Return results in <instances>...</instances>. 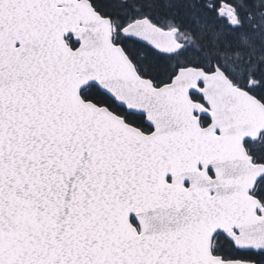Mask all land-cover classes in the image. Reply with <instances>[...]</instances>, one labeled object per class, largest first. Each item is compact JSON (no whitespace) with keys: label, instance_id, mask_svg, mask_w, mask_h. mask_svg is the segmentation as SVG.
<instances>
[{"label":"snow or ice","instance_id":"6c2138e0","mask_svg":"<svg viewBox=\"0 0 264 264\" xmlns=\"http://www.w3.org/2000/svg\"><path fill=\"white\" fill-rule=\"evenodd\" d=\"M0 264H264V0H0Z\"/></svg>","mask_w":264,"mask_h":264}]
</instances>
